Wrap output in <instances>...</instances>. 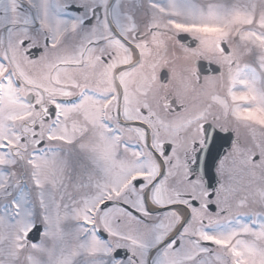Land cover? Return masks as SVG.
<instances>
[{
    "label": "snow or ice",
    "instance_id": "6c2138e0",
    "mask_svg": "<svg viewBox=\"0 0 264 264\" xmlns=\"http://www.w3.org/2000/svg\"><path fill=\"white\" fill-rule=\"evenodd\" d=\"M0 264H264V0H0Z\"/></svg>",
    "mask_w": 264,
    "mask_h": 264
}]
</instances>
